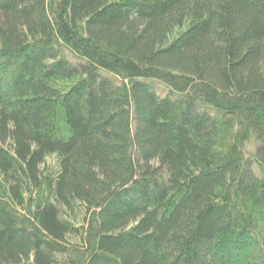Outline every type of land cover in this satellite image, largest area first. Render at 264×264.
Returning a JSON list of instances; mask_svg holds the SVG:
<instances>
[{"label":"trees","instance_id":"obj_1","mask_svg":"<svg viewBox=\"0 0 264 264\" xmlns=\"http://www.w3.org/2000/svg\"><path fill=\"white\" fill-rule=\"evenodd\" d=\"M0 264H264V0H0Z\"/></svg>","mask_w":264,"mask_h":264}]
</instances>
